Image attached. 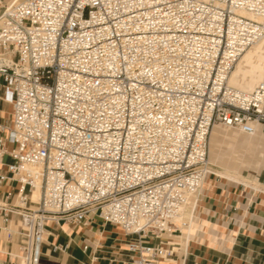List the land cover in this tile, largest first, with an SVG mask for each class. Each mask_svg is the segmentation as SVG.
Wrapping results in <instances>:
<instances>
[{
	"label": "built area",
	"instance_id": "1",
	"mask_svg": "<svg viewBox=\"0 0 264 264\" xmlns=\"http://www.w3.org/2000/svg\"><path fill=\"white\" fill-rule=\"evenodd\" d=\"M263 16L264 0L0 3L12 106L0 182L17 186L0 198V222L23 236L19 264H43L47 222L90 215L135 236L125 245L133 264L172 254L162 239L180 232L182 207L214 174L212 126L264 134V79L247 91L228 83Z\"/></svg>",
	"mask_w": 264,
	"mask_h": 264
},
{
	"label": "crops",
	"instance_id": "2",
	"mask_svg": "<svg viewBox=\"0 0 264 264\" xmlns=\"http://www.w3.org/2000/svg\"><path fill=\"white\" fill-rule=\"evenodd\" d=\"M7 1L0 0V3ZM253 67L257 68L256 76L249 75ZM248 75L253 82L248 81L251 85L244 86V90H251L264 79V60L253 65ZM11 120V101L0 78V124L10 125ZM254 135L257 141L251 145L256 148L255 158L239 163L238 151L233 148L242 144L243 138L213 126L209 159L210 139L217 142V146L226 144L230 148L227 150L230 169L227 168L225 173L229 178L215 173L206 176L199 195L187 203L189 214L185 217H188L187 221L184 219V228L175 236L162 239L169 244L167 248L173 247L172 254L155 264H264V164L261 160L264 135ZM9 161V157L3 160L4 163ZM243 167L252 168L257 175L251 177L247 171L244 173ZM0 174L9 176L4 165L0 167ZM16 187L11 180L0 182V198L7 191L14 193ZM12 225L14 231L7 237L0 222V262L3 264L9 259L11 264H19L17 255L23 236L15 222ZM133 239L134 235L126 236L119 227L103 223L93 215L89 216L86 225L47 222L41 261L43 264H133L125 247ZM55 244L65 249L54 250Z\"/></svg>",
	"mask_w": 264,
	"mask_h": 264
},
{
	"label": "rangeland",
	"instance_id": "3",
	"mask_svg": "<svg viewBox=\"0 0 264 264\" xmlns=\"http://www.w3.org/2000/svg\"><path fill=\"white\" fill-rule=\"evenodd\" d=\"M261 60H264V48H263V58ZM260 61L259 60H255L251 64V66L249 68H247V70L245 71V75H244L245 79L250 77L249 75H252V76L255 75L256 76V74H258V73H256V70H257L256 67L252 68V70L249 72V75H248V70L253 65L259 63ZM232 79L234 81L239 80L238 77H235V76ZM239 81L241 82V80H239ZM216 126L219 127L225 133L237 134V135H239L240 137L243 138V143L242 144L238 143V145H236V147L233 148V149L238 151V156L237 157L241 159V161L238 160L239 163H242V162L246 163V162H248L250 160H253L255 158V156H256V148H254L251 145L252 143L257 141V137L255 135L254 136H252V135L248 136L247 134H244V133H242V132H240L238 130L229 129V128L224 127V126H222L220 124H216ZM217 144H218L217 142H215V141L210 139V159H209L210 171L215 173V174H217V175L229 178V176H226L225 172H226V169L229 167L228 163H227V160H228L227 152H229V151H227V150H230V148H228V146L226 144H223L221 146H217ZM261 160L263 161L262 164H264V153L262 155V159ZM228 169H230V168H228ZM243 169L245 170L244 173L247 171V173L251 177H254V176L257 175V173L252 168L243 167ZM183 212H184V219H185V217L188 216V214H189L188 213V209H187V204H186ZM187 218L185 219L186 221H187ZM185 225L180 226V228L183 229Z\"/></svg>",
	"mask_w": 264,
	"mask_h": 264
},
{
	"label": "bare ground",
	"instance_id": "4",
	"mask_svg": "<svg viewBox=\"0 0 264 264\" xmlns=\"http://www.w3.org/2000/svg\"><path fill=\"white\" fill-rule=\"evenodd\" d=\"M259 20L261 22H263V24H264V16L263 17H260ZM263 48H264V34H263V36L261 37V39L259 41H257L255 44H253L247 50H245V52H243V54L236 61L234 67L232 68V70H231V72H230V74L228 76V83L230 85L234 84L235 86H240L239 89L241 88V90H244V89H242L244 86H250L251 85V84H248L247 82L248 81H251V80L253 82V78L252 77H248L247 79H245L244 78L245 71L247 70V68H249L251 66V64L255 60H259L260 61L263 58ZM234 76L235 77H238V79L241 80V82L239 80L234 81L232 79ZM214 125H216V124H214ZM213 126H212V128H213ZM212 128H211L210 133H209V138H210V134H211ZM247 135H249V134H247ZM208 156H209V147H208ZM38 194H39V190L37 188L31 194V198H32L33 201H36L38 199ZM190 199L191 198H189V200ZM189 200H187V202L185 203V205L182 207V209L180 211V214L178 216V219H180L181 221H184V212H183V210H184V208H185V206H186V204L188 203Z\"/></svg>",
	"mask_w": 264,
	"mask_h": 264
}]
</instances>
